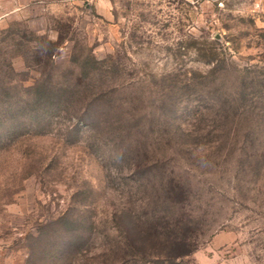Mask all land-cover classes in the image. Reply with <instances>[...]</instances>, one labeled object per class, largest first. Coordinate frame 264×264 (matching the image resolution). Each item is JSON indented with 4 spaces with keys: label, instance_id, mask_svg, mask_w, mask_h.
<instances>
[{
    "label": "rangeland",
    "instance_id": "obj_1",
    "mask_svg": "<svg viewBox=\"0 0 264 264\" xmlns=\"http://www.w3.org/2000/svg\"><path fill=\"white\" fill-rule=\"evenodd\" d=\"M0 264H264V0H0Z\"/></svg>",
    "mask_w": 264,
    "mask_h": 264
},
{
    "label": "trees",
    "instance_id": "obj_2",
    "mask_svg": "<svg viewBox=\"0 0 264 264\" xmlns=\"http://www.w3.org/2000/svg\"><path fill=\"white\" fill-rule=\"evenodd\" d=\"M167 236L168 237H165L166 241L163 240V248L165 249V252L158 254L156 261L162 263H173L189 256L194 251V249H191L189 237L185 234V229L182 234L173 233V235L168 234ZM149 237L153 240L156 239V241L158 239H163L161 238L162 234L157 230H151ZM136 245H141L139 240L136 241Z\"/></svg>",
    "mask_w": 264,
    "mask_h": 264
}]
</instances>
